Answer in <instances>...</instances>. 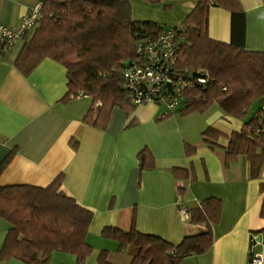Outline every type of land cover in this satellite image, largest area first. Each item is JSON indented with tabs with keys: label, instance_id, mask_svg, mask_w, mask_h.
I'll use <instances>...</instances> for the list:
<instances>
[{
	"label": "crops",
	"instance_id": "0c3cea01",
	"mask_svg": "<svg viewBox=\"0 0 264 264\" xmlns=\"http://www.w3.org/2000/svg\"><path fill=\"white\" fill-rule=\"evenodd\" d=\"M129 1L133 19L164 25L180 24L195 6L194 0ZM239 1L245 12L243 46L264 51V0ZM38 2L0 0V23L16 27ZM207 31L211 38L229 43L230 12L211 6ZM23 42L16 39L0 54L1 186H46L60 175V190L92 212L86 234L92 256L86 263L93 264V255L100 249L108 251L109 260L126 256L129 263V251L118 250L117 241L105 238L104 227H134L173 244L185 234L204 230L202 224L183 221L176 210L177 181L172 169L180 167L187 171V179L179 180L185 187V207L212 196L221 200V209L212 225L210 248L183 257L179 264H248L249 233L264 229V193L259 188L264 164L258 178H251L244 155L224 165L223 149L209 148L201 137L208 126L226 133L239 131L245 119L225 114L216 104L202 112L174 111L160 117L163 106L144 103L129 114L120 106L112 107L104 127L86 123L91 97L79 93L64 98L66 74L59 62L45 57L28 74L18 70L15 59ZM262 104L264 100L255 101L247 117ZM217 142L224 145L227 140L218 137ZM185 145L193 147L191 154L186 155ZM142 149L151 155L152 167H139L137 154ZM8 227L0 216V248ZM256 249L264 254V245ZM124 252L128 254L119 257ZM0 264L23 263L8 257ZM48 264H76V257L54 250Z\"/></svg>",
	"mask_w": 264,
	"mask_h": 264
},
{
	"label": "trees",
	"instance_id": "16d2710c",
	"mask_svg": "<svg viewBox=\"0 0 264 264\" xmlns=\"http://www.w3.org/2000/svg\"><path fill=\"white\" fill-rule=\"evenodd\" d=\"M146 1L156 4L162 0ZM194 1L195 6L180 24L164 25L133 19L129 0H40L41 17L23 34L24 42L15 65L28 74L45 57L59 62L66 74L64 98L79 93L89 95L91 105L84 120L104 127L112 107L120 106L129 114L137 105L130 101L122 80L123 69L140 60L137 44L171 28L178 38L173 67L184 70L181 77L189 80V85L180 89L174 109L168 111L157 104L164 107L160 117L174 111L181 115L202 112L210 104H216L225 114L245 119L239 131L226 133L208 126L201 137L209 148L223 149L224 165L239 154L244 155L249 162L250 177L258 178L264 164V104L247 116L255 101L264 100V51L243 46L245 12L239 0ZM211 6L230 12L229 43L208 35ZM168 89L174 91L170 84ZM218 137L226 138V144L218 143ZM193 150L185 145L186 155ZM137 158L140 168L153 166L145 149L138 152ZM172 171L177 181V198L183 203L185 187L179 180L187 179V171L180 167ZM60 184L58 175L46 186L0 185V216L9 222L0 259L16 257L23 264H48L52 251L59 250L74 254L76 264H84L92 252L86 240L92 212L60 190ZM259 188L264 193V182ZM186 208L187 221L205 228L185 234L176 244L134 227L122 230L107 226L102 235L117 241L118 250L129 251L131 258L127 264H179L183 257L210 248L212 225L218 221L221 200L210 196ZM261 213L264 214V202ZM253 237L264 245V229L250 231L248 253ZM95 260L96 264H115L108 259L106 249H100Z\"/></svg>",
	"mask_w": 264,
	"mask_h": 264
},
{
	"label": "built area",
	"instance_id": "2783aa9c",
	"mask_svg": "<svg viewBox=\"0 0 264 264\" xmlns=\"http://www.w3.org/2000/svg\"><path fill=\"white\" fill-rule=\"evenodd\" d=\"M40 17L41 3L38 2L20 17L16 27L0 23V51L10 47L16 39H21L25 32L38 23ZM177 41L175 32L168 28L154 38L137 44L140 60L128 65L122 72L123 85L133 104H162L168 111L178 105L179 91L189 85V80L181 77L184 70L177 71L173 67ZM199 81L204 82V79L200 78ZM167 83L174 91L168 89ZM176 210L182 220L187 221L189 214L180 198L176 200ZM259 245L262 244L257 238L249 249L248 264H264V254L256 249Z\"/></svg>",
	"mask_w": 264,
	"mask_h": 264
},
{
	"label": "rangeland",
	"instance_id": "374dc122",
	"mask_svg": "<svg viewBox=\"0 0 264 264\" xmlns=\"http://www.w3.org/2000/svg\"><path fill=\"white\" fill-rule=\"evenodd\" d=\"M211 105V104H210ZM212 105H214V104H212ZM91 254H92V252H91ZM91 254H89L88 256H87V258H86V260H88L92 255ZM126 254H128L127 252H124L122 255H120L119 257H122L123 255H126ZM129 256H130V254H129ZM93 257H94V261L92 262L93 264H96V260H95V257H96V255H93ZM112 258L110 259L111 260V262L112 263H115V264H127L128 263V259L126 258V256H125V259H121L120 261H118V260H116V258H114V256H111ZM85 260V264H87V263H89L88 261H86ZM87 262V263H86Z\"/></svg>",
	"mask_w": 264,
	"mask_h": 264
}]
</instances>
